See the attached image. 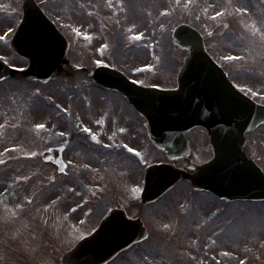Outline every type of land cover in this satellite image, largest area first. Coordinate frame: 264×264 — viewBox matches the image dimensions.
I'll return each instance as SVG.
<instances>
[{"label": "rangeland", "instance_id": "1", "mask_svg": "<svg viewBox=\"0 0 264 264\" xmlns=\"http://www.w3.org/2000/svg\"><path fill=\"white\" fill-rule=\"evenodd\" d=\"M69 42L68 65L48 83L0 82V264H59L110 209L140 218L147 238L107 264H264V201L220 200L179 182L142 205L144 168L169 160L146 121L114 91L95 86L98 64L135 82L176 87L186 52L172 40L188 24L204 36L230 79L264 104V7L257 0H38ZM21 0H0V58L26 61L9 47ZM99 61V63H97ZM42 125L43 127H37ZM189 158L207 162L206 133L186 134ZM264 171V125L246 135ZM56 150L62 160L44 162Z\"/></svg>", "mask_w": 264, "mask_h": 264}, {"label": "water", "instance_id": "2", "mask_svg": "<svg viewBox=\"0 0 264 264\" xmlns=\"http://www.w3.org/2000/svg\"><path fill=\"white\" fill-rule=\"evenodd\" d=\"M23 8V20L11 47L28 60L29 67L25 71L28 77L47 82L67 62L68 46L33 3L28 1ZM174 37L178 45L190 52L177 76L176 90L144 88L105 67L97 68L93 77L97 84L121 92L147 119L151 139L170 158L188 154L183 135L190 129L204 128L210 138L214 152L211 161L195 166L185 159L186 166L194 168L193 175L169 165L148 167L141 192L142 203L155 201L182 179L219 198L264 200V174L242 151L244 133L264 121V107L236 91L205 53L202 40L194 30L180 26ZM12 74L0 61V80ZM145 235L139 220L127 219L121 210H111L97 230L62 255L61 264H105Z\"/></svg>", "mask_w": 264, "mask_h": 264}, {"label": "snow or ice", "instance_id": "3", "mask_svg": "<svg viewBox=\"0 0 264 264\" xmlns=\"http://www.w3.org/2000/svg\"><path fill=\"white\" fill-rule=\"evenodd\" d=\"M97 63H99V61H97ZM37 127H43L42 125H37Z\"/></svg>", "mask_w": 264, "mask_h": 264}]
</instances>
